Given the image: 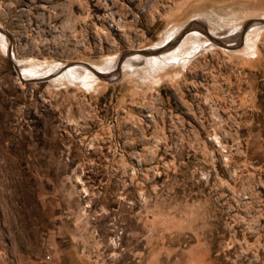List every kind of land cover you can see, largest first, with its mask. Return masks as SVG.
<instances>
[{"label": "rangeland", "instance_id": "1", "mask_svg": "<svg viewBox=\"0 0 264 264\" xmlns=\"http://www.w3.org/2000/svg\"><path fill=\"white\" fill-rule=\"evenodd\" d=\"M0 264H264V0H0Z\"/></svg>", "mask_w": 264, "mask_h": 264}, {"label": "bare ground", "instance_id": "2", "mask_svg": "<svg viewBox=\"0 0 264 264\" xmlns=\"http://www.w3.org/2000/svg\"><path fill=\"white\" fill-rule=\"evenodd\" d=\"M86 193H88V191L85 189ZM115 246H117L118 244L116 242H113Z\"/></svg>", "mask_w": 264, "mask_h": 264}]
</instances>
